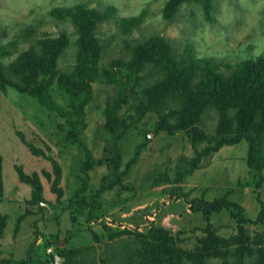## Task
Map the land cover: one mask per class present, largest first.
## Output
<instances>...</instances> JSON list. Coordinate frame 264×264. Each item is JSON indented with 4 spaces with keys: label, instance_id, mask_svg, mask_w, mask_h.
I'll return each instance as SVG.
<instances>
[{
    "label": "rangeland",
    "instance_id": "rangeland-1",
    "mask_svg": "<svg viewBox=\"0 0 264 264\" xmlns=\"http://www.w3.org/2000/svg\"><path fill=\"white\" fill-rule=\"evenodd\" d=\"M168 3L0 0V264H56V256L63 264L257 263L264 118L240 131L250 112L235 106L220 122L215 105L200 111L203 79L264 57V0H213L208 9L185 0L170 16ZM77 6L115 12L93 26L100 75L81 134L90 158L68 135L67 116L12 84L42 78L45 41L62 35L58 69L76 73L81 27L54 10ZM132 17L139 24L125 29ZM157 36L183 64L133 70L137 46ZM51 91L70 107L56 83ZM229 118L232 127L221 130Z\"/></svg>",
    "mask_w": 264,
    "mask_h": 264
},
{
    "label": "trees",
    "instance_id": "trees-1",
    "mask_svg": "<svg viewBox=\"0 0 264 264\" xmlns=\"http://www.w3.org/2000/svg\"><path fill=\"white\" fill-rule=\"evenodd\" d=\"M185 0H169L167 5L168 15H173L178 9L179 5ZM202 2L206 9H208L213 0H188ZM57 16L71 15L74 22L81 27L80 30V50L76 59L75 74L60 72L58 69V59L66 47L67 39L64 35L55 40H47V56L42 62L43 72L45 75L38 78L27 77L22 83L14 82L19 90L26 92L36 97L40 103L52 112L59 113L62 116H67L70 120V129L68 135L71 140L83 147L86 151L87 158H90V152L82 139V131L86 126V106L92 98V83L99 78L98 61L101 55L100 45L97 43L93 36V26L101 21L112 18L115 14L112 10L104 12L94 9H85L82 6L72 8H59L54 10ZM139 17H132L123 21L125 29H131L139 24ZM162 37H154L148 40L145 44L137 46L134 54L133 70L142 72L149 64L155 63L161 67L165 66L168 69H176L183 63L179 62L177 55L174 51L172 44H166ZM188 48H185V53H190ZM185 57V54L182 56ZM132 62V64H133ZM203 62H209L208 60ZM131 68V65H130ZM26 75V76H27ZM5 80V78H2ZM124 84V81H121ZM56 83L62 92L68 95L70 99V107L64 109L63 106L58 104L54 99L51 91L52 85ZM124 88V87H123ZM201 94L204 103L200 113L207 105L213 104L217 107L220 114V122L226 115L236 106L245 114L250 112L248 119H243L242 124L245 125L241 130H254L255 124L262 116L264 118V57L259 56L255 59L244 60L238 63L231 70L229 74L220 73L215 74L213 77L203 79ZM244 118V115L242 116ZM233 119L229 118L226 123H223L221 130L232 127ZM239 121L237 120V124ZM229 132V131H227ZM203 134V131H202ZM201 138V137H200ZM253 159L250 160V165L255 169L261 170L263 164L254 163ZM260 172V171H259ZM262 177V175H261ZM3 183L0 176V192L2 193ZM2 195V194H0ZM234 206L241 209L236 203ZM209 206V203L207 207ZM206 207V211L208 208ZM6 221L2 216L0 222V233L4 231ZM110 236H119L125 233L123 231H111ZM168 247V243H166ZM168 249V248H166ZM228 252H224L218 256H225ZM235 254V253H234ZM236 256V254H235ZM241 257V255H239ZM201 257H192V264H208V262L200 259ZM4 262V260H3ZM236 264H241V260L237 259ZM256 264H264V248L259 250ZM146 264H159L152 258L146 261ZM167 264H184L179 257L177 260Z\"/></svg>",
    "mask_w": 264,
    "mask_h": 264
},
{
    "label": "water",
    "instance_id": "water-1",
    "mask_svg": "<svg viewBox=\"0 0 264 264\" xmlns=\"http://www.w3.org/2000/svg\"><path fill=\"white\" fill-rule=\"evenodd\" d=\"M56 264H63L62 260H63V257L61 256H56Z\"/></svg>",
    "mask_w": 264,
    "mask_h": 264
}]
</instances>
